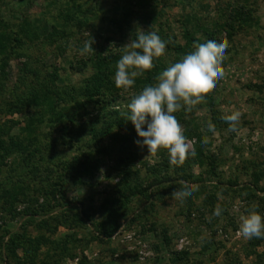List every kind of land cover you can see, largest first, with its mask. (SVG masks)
<instances>
[{
    "label": "rangeland",
    "instance_id": "rangeland-1",
    "mask_svg": "<svg viewBox=\"0 0 264 264\" xmlns=\"http://www.w3.org/2000/svg\"><path fill=\"white\" fill-rule=\"evenodd\" d=\"M187 29L207 41L221 42L222 34L228 44L224 78L191 113H174L193 150L198 139L187 136V130L202 136L204 156L197 163L186 159L179 173L178 166L170 165L167 150L149 155L146 146L130 143L129 149L137 151L134 167L143 186L159 177L179 180L166 182L149 201L135 195L121 203L115 198L121 196L115 156L92 155V160L100 158L99 164L81 184L67 176L59 181L62 171L48 152L33 160L12 154L0 166V190L24 184L39 203L48 200L55 209L48 215L14 219L0 209V264H264V239L238 235L239 218L250 207L264 215V0H0V32L20 39L0 52V127L6 139L22 138L27 113H38L41 107L30 100L35 91L43 93L45 85L64 95L94 72L93 60L120 55L119 47L137 30L156 31L184 45ZM91 36L94 51L80 56L78 49ZM180 59L174 49L166 48L154 65L161 62L166 68ZM139 91L120 90L117 102L125 106ZM26 103L28 107L20 110ZM89 110L91 115L98 113L97 108ZM232 111L241 113L237 132L228 131L229 124L221 119ZM82 114L77 121L88 119ZM209 121L215 133L208 131ZM61 130L42 124L37 133L47 148L61 139L55 148L69 160L80 151L67 146L71 137ZM205 137L207 145L202 143ZM35 165L39 169L34 170ZM181 181L197 189L183 203L171 196ZM217 205L223 211L213 217ZM16 206L23 210L25 204ZM116 213L117 223L112 219ZM1 228L23 238H39L40 244L32 248L20 239L12 252L1 242L6 234ZM164 230L171 238L168 246L162 239ZM64 244L68 251H62ZM172 251L187 254L177 260Z\"/></svg>",
    "mask_w": 264,
    "mask_h": 264
},
{
    "label": "trees",
    "instance_id": "trees-1",
    "mask_svg": "<svg viewBox=\"0 0 264 264\" xmlns=\"http://www.w3.org/2000/svg\"><path fill=\"white\" fill-rule=\"evenodd\" d=\"M16 35L0 32L1 53L5 52L15 41H20ZM185 37L187 42L181 45L172 39H166L164 36H161L163 40L169 41L166 48L171 50L174 49L180 58L194 51V42H207V40L195 36L190 29L185 30ZM119 58L120 55L111 53L110 56L104 59L93 60L94 72L81 84L76 86L73 85L70 91H64V95L61 91H51V89L47 88L45 85L42 86L43 89L41 88L43 93L39 92L41 95H38L39 93L35 91L32 95L33 97H30V100L37 105H41V107L39 106L38 113H27V122L23 129V137L18 139L10 135L6 139L5 136L7 134L0 127V166L3 165L6 159L12 154L18 153L25 155L29 160H33L38 153L45 151L48 152V156L52 159L53 164L62 171L59 181H63L64 177L67 176L72 178L76 183L85 184L84 178L94 173L101 157L112 158L115 156V168L120 171L121 176V182L118 184L120 187L117 192L121 194V196L115 195V198L121 203L131 201L132 197L135 195H140L149 201L155 196L154 192H158L161 186H164L166 182H175L179 180H161L162 178L159 177L153 180L152 183L143 186L145 181L141 179L140 171L134 167L135 160L137 159V153L135 152L137 151H131V149H129L130 143H135L137 139L141 138L138 137L133 123L130 120L126 121L120 115L122 111H127L126 105L123 106V103L120 104L117 102V96L121 89L116 88L113 77L116 71V63ZM162 64L161 62L156 63L151 70L146 71L147 74L144 73L137 77L132 89L139 91L148 84H154L156 82L155 77L165 69V64ZM67 96L70 97V99H68ZM67 101H69L70 104L67 103ZM64 102L68 105H61ZM27 105L29 104H22L20 110L26 109L25 107H28ZM90 107L98 109L97 115H91L89 110ZM79 113H83L82 115L86 114L88 119L77 121ZM42 124L61 128L62 134L71 137L67 146L75 149L76 152H80H75L76 154L70 157L71 159L69 160L63 159L61 155H58L59 150L55 148L56 143L61 140L59 138L52 140L50 142L52 145L49 144L47 148L43 145L42 141L44 140H42L37 133L38 128ZM197 133L195 129L189 128L186 134L189 137L195 135L198 139L194 150L196 155L193 157L189 154L187 158V160L192 163H197V161L204 156L203 152H205L203 149L204 147L202 148L200 145L202 136ZM107 137L109 141L105 142ZM59 142L57 144H59ZM85 148H88V151L84 150ZM92 155L99 156L100 158L92 160ZM33 169L37 170L39 168L35 165ZM52 171L50 170L49 172ZM180 171H184L182 165L177 168V172L180 173ZM63 172L65 173L64 175ZM150 173L153 174V170ZM187 174L193 176L192 174ZM182 178L184 180L187 176H182ZM56 184L60 185L62 183L57 182ZM27 191L24 184H14L12 188H2L0 190V198L2 200L0 209L9 213L13 219L19 215L23 217L28 215L30 217L48 215L54 211L55 208L50 204V201L44 199L43 202L39 203L40 199H35L32 195L28 194ZM19 202L25 204L23 210H18L16 204ZM113 203L114 201H108V205H113ZM119 215L120 214L116 213L112 217L113 222L117 223ZM44 221L47 222L45 226L48 227L50 220L47 219ZM116 229L117 225L113 229V232H115ZM1 230L3 231L4 229L1 228ZM4 231L6 234L11 233L8 228H5ZM5 235L1 242L2 244L5 243L6 247L12 252H15L13 249L18 246V241L20 239L26 241L28 244L30 243L32 248L40 244L39 238H23L20 233L13 232L10 234L8 241L4 242ZM162 239L167 246L171 243V238L167 230H164L162 233ZM61 249L64 252L68 251V244L62 245ZM172 254L176 255L175 259L182 260V256L187 254V252L172 251Z\"/></svg>",
    "mask_w": 264,
    "mask_h": 264
},
{
    "label": "clouds",
    "instance_id": "clouds-1",
    "mask_svg": "<svg viewBox=\"0 0 264 264\" xmlns=\"http://www.w3.org/2000/svg\"><path fill=\"white\" fill-rule=\"evenodd\" d=\"M169 41L163 40L156 31L137 30L135 37L120 48V58L116 63L114 83L116 88L128 92L135 85L136 78L154 67V59L164 55ZM95 39H84L78 49L80 56L86 57L94 51ZM194 51L184 55L177 62L169 65L155 77L154 84L144 86L138 93H132L126 105L127 111L120 115L131 121L138 137L135 143L147 147L149 155H156L159 150H167L169 163L180 166L189 154L196 155L191 148L184 129L174 113L184 110L191 113L205 96L213 91L217 81L225 76L222 62L228 48L226 41L208 40L205 43L194 42ZM241 113L232 111L221 116L229 124L228 131L237 132ZM146 126V130H145ZM209 132L215 133V125L209 121ZM209 142L208 137L202 141ZM181 187L174 189L171 196L183 203L197 189L181 181ZM217 205L213 217L222 214ZM211 222V218H209ZM238 235L245 239H264V215L255 206L250 207L239 218Z\"/></svg>",
    "mask_w": 264,
    "mask_h": 264
}]
</instances>
